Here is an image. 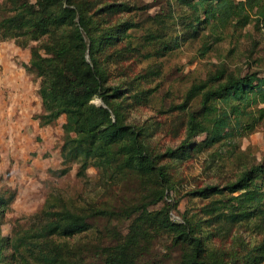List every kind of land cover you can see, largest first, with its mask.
<instances>
[{
	"label": "rangeland",
	"instance_id": "1",
	"mask_svg": "<svg viewBox=\"0 0 264 264\" xmlns=\"http://www.w3.org/2000/svg\"><path fill=\"white\" fill-rule=\"evenodd\" d=\"M76 1L92 36L123 22L137 24L125 32L127 36L119 34L113 45L103 46L95 58L103 84L121 90V98L113 100L121 121L135 129L142 128V146L157 165L164 166L168 187L160 185L155 175L137 173L124 165L128 141L114 146L117 154L109 169L95 160L85 175L76 174V163L60 175V146L74 134L64 133V114L51 125L40 124L36 118L42 113L40 78L24 64H29L30 47L66 42L73 35V26L60 27L36 41L0 38V195L9 198L0 218V234L10 236L28 227L25 218L41 207L67 208L91 225L71 237H52L73 258L104 264L106 256L125 249L133 264H185L191 245L175 239L177 233L162 230L147 216L169 209L172 220L186 221L193 236L200 238L202 264H264V252L256 249L264 242V225L259 219L228 223L218 215L222 209H213L220 206L216 200L238 192L206 197L190 194L206 185L221 188L264 160V117L250 132L234 130L231 136L203 145L184 158L155 157L176 148L185 138L188 112L198 108L200 96L192 99L185 110L177 106L192 84L205 80L222 66L235 73L257 71L264 76V30L250 23L240 30H225L217 39L205 30L202 37L178 42V47L157 55L160 38L149 42L145 36L158 31L152 21L155 14H172L176 18L181 12L173 0ZM120 2L133 10L98 11L109 3ZM147 5L150 7L145 8ZM171 23L166 26L167 35H179L180 26L175 24L174 30ZM206 32L208 37L203 35ZM206 45L209 47L205 49ZM90 103L99 105L102 101L93 97ZM216 106L217 113L229 110L223 102ZM231 124L235 125L234 121ZM205 138L202 132L194 140L201 142ZM44 157L51 158L53 168ZM162 188L167 189V194L161 199Z\"/></svg>",
	"mask_w": 264,
	"mask_h": 264
},
{
	"label": "trees",
	"instance_id": "2",
	"mask_svg": "<svg viewBox=\"0 0 264 264\" xmlns=\"http://www.w3.org/2000/svg\"><path fill=\"white\" fill-rule=\"evenodd\" d=\"M173 1L181 12L176 18L172 14H155L152 21L157 24L158 31L145 36V41L149 42L160 38L162 44L160 51L155 52L157 55L178 47L179 43L202 37L200 35L205 30L216 39L225 30H240L250 23L264 30V0ZM104 10L127 12L133 8L120 2L109 3L98 11ZM168 20L174 30L175 24L180 26L179 35H167ZM85 24V17L76 0H3L0 3L1 39L23 37L36 41L60 27L73 26V35L66 42L30 47L29 64H24L40 78L42 113L36 116L40 124L51 125L64 114V133L74 134L67 136L60 146L62 168L59 174H66L71 164L76 163L79 164L76 174L85 175V170L95 160L109 169L113 156L117 154L114 146L128 141L124 165L137 173L155 175L160 185L167 188L168 175L164 166L157 165L142 146L139 139L142 128L135 129L133 125L121 121L122 116L113 102L121 98V90L103 84L95 58L103 46L113 45L120 38L119 34L127 36L125 32L137 27V24L123 22L99 36H92ZM207 32L204 37H208ZM197 96H200L199 106L188 112L185 138L176 148H168L156 155L157 159L184 158L203 145L231 136L234 130L248 133L264 117L263 106L250 108L264 105V76L257 71L235 73L225 66L218 67L205 80L191 85L178 109L185 110ZM93 97L100 98L102 103L91 104ZM134 98L137 99V96ZM218 102L227 104L229 110L217 113ZM231 120L235 125L231 124ZM202 132L206 133V138L196 142L194 138ZM166 188L160 192L161 199L167 194ZM224 191L229 194L238 192L225 200H216L220 206L213 209H222L218 215L224 222L238 223L257 218L264 225V160L243 170L234 182L221 188L206 185L190 194L206 197ZM8 200L0 195L2 219ZM147 216L162 230L177 233L175 239L191 245L192 252L187 255L185 264H202L199 260L202 251L200 238L193 236L189 223L172 220L169 209L147 213ZM25 219L28 227L18 229L10 236L0 234V264H95L71 257L63 244L52 239L54 236L71 237L88 230L91 225L86 218L67 208L55 210L44 206ZM6 249L10 253H6ZM256 249L264 252V242ZM102 263L133 264V258L127 255L125 249H120L106 256Z\"/></svg>",
	"mask_w": 264,
	"mask_h": 264
},
{
	"label": "crops",
	"instance_id": "3",
	"mask_svg": "<svg viewBox=\"0 0 264 264\" xmlns=\"http://www.w3.org/2000/svg\"><path fill=\"white\" fill-rule=\"evenodd\" d=\"M48 158H49V159H51L50 157H48ZM49 159L47 160V159L44 157V159H43V160H46V161H48L47 165H49V167L53 168V167H52V165H51V163H50V161H51V160H49Z\"/></svg>",
	"mask_w": 264,
	"mask_h": 264
}]
</instances>
